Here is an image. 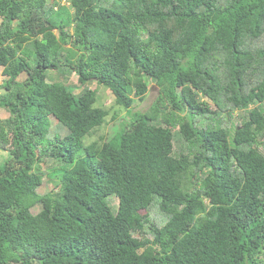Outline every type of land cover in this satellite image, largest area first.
Masks as SVG:
<instances>
[{"label": "trees", "instance_id": "1", "mask_svg": "<svg viewBox=\"0 0 264 264\" xmlns=\"http://www.w3.org/2000/svg\"><path fill=\"white\" fill-rule=\"evenodd\" d=\"M64 1L0 0V264H264V0Z\"/></svg>", "mask_w": 264, "mask_h": 264}, {"label": "rangeland", "instance_id": "2", "mask_svg": "<svg viewBox=\"0 0 264 264\" xmlns=\"http://www.w3.org/2000/svg\"><path fill=\"white\" fill-rule=\"evenodd\" d=\"M57 1V4H65L68 6L67 2L64 0H54ZM55 8H57V5H55ZM71 11V8L69 9ZM27 74L26 72L20 73L16 80L22 81L26 78ZM5 76L1 73L0 68V83L4 80ZM67 84H69L72 87V92L74 94H77L80 92V82L77 79L76 74H72L69 79L67 80ZM87 87L89 88H96V103L95 105L101 106L108 110V115L105 118V121L102 125L98 126L94 130L91 131L90 134L84 137V143H90L92 141L102 142L110 139L120 128L123 121H129L130 116L127 114V112L121 108H118V106L114 102V95L113 93L105 86L96 83L95 81H90L86 83ZM4 88L0 87V94L2 93ZM157 95V88L152 83H150V87L148 89V92L146 93L143 100H135L133 103V110L134 111H145L149 108L151 103L155 100ZM210 104V107L212 109L215 108V106L208 102ZM264 109V103H261ZM9 112L6 108L0 106V118L5 119L9 117ZM114 116V117H113ZM182 125H177L175 128H181ZM179 136V135H178ZM178 139V140H177ZM185 148V143L181 142V137L175 136L174 138V152H182L181 149ZM8 156V150H4L0 148V163L3 162ZM55 165L53 161H46V164H42L40 167V171H42L43 174V180L40 185L37 187V191L39 194H44L50 190L53 189L55 184L59 181V178L56 176H52V167ZM112 206L113 208H116L117 200L114 198L112 199ZM41 208L40 204L35 205L33 208H31V211L33 213L37 212Z\"/></svg>", "mask_w": 264, "mask_h": 264}]
</instances>
